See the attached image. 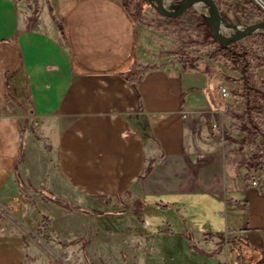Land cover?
I'll return each instance as SVG.
<instances>
[{
	"label": "crops",
	"instance_id": "1",
	"mask_svg": "<svg viewBox=\"0 0 264 264\" xmlns=\"http://www.w3.org/2000/svg\"><path fill=\"white\" fill-rule=\"evenodd\" d=\"M175 44L119 0H0V264H264L240 71Z\"/></svg>",
	"mask_w": 264,
	"mask_h": 264
},
{
	"label": "trees",
	"instance_id": "2",
	"mask_svg": "<svg viewBox=\"0 0 264 264\" xmlns=\"http://www.w3.org/2000/svg\"><path fill=\"white\" fill-rule=\"evenodd\" d=\"M119 1L129 13L136 15L143 25L162 28L167 35H175L182 47L196 44L207 49L204 53L207 58L234 64L240 71L238 78L240 87L233 91V96L243 100L244 142L250 147H255L249 152L247 166L262 167L264 164V55L257 52L254 47L264 50V34L249 35L245 38V43L240 41L220 43L213 38L204 16L198 14L193 6H189L177 16H164L155 9L148 18L142 14L144 6L149 4L148 0ZM214 1L220 9L223 0ZM241 4L243 21H252L261 16L262 8L254 0H241ZM227 7L233 8L230 5ZM189 31L194 32L193 38L187 35ZM250 37L252 40L249 39ZM171 53H175L182 62L192 59L198 63L202 58L189 57L180 49H175ZM258 69L261 71L257 72ZM259 137H262L260 142H258Z\"/></svg>",
	"mask_w": 264,
	"mask_h": 264
},
{
	"label": "rangeland",
	"instance_id": "3",
	"mask_svg": "<svg viewBox=\"0 0 264 264\" xmlns=\"http://www.w3.org/2000/svg\"><path fill=\"white\" fill-rule=\"evenodd\" d=\"M148 1H149V4L144 6V8L142 10V14L144 16L150 18L152 11L155 10V6H154L155 0H152V1L148 0ZM180 1L181 0H163V6L165 8H167V9L178 8V6L180 4ZM236 4L238 5V2ZM201 5L202 6H201L200 9L195 5L196 6L195 7L196 12L198 14L202 15V16L208 15L209 14V9H208L207 4L204 3V2H201ZM232 20H233L232 22H234L236 25L240 26L239 28H243L245 25H248V24H252V23H255V22L263 21L264 20V8H262L261 16L256 18V19H254V20H252V21H243V19H241V16H237V15H235ZM139 22H140V19H139ZM147 27H152L154 29H157L154 26H147ZM221 27H220V29H221ZM227 28H228V30L226 32H224V34H226V33L227 34H231L232 33V31H231L232 29L229 28V27H227ZM157 30H162L165 36H170L171 38H173L175 40V43H176L175 46L177 45L175 49L182 50L183 52L188 54L189 57H195L196 55H202L201 56L202 58H207L206 56H204V53L207 50L206 48L201 47V46L199 47L196 44L191 45V46L182 47L181 43L176 39L175 35H167L165 33L164 29H162V28H159ZM258 33H263L264 34V27L263 26L257 27V30L251 31L247 36H249L250 34L253 35V34H258ZM187 35L190 36V38H193L194 37V32L193 31H189L187 33ZM249 39H252V37H250ZM239 41L240 42H244V39H241ZM175 49H173V50H175ZM259 71H261V69L258 70L257 72H259ZM26 104L28 105V103H26ZM231 106H232V108H229V110L231 111L232 115L236 116V122L234 124L235 125H242L243 122L240 119V116H241L243 110H242L241 105L236 102L235 104H231ZM229 116H230V114H229ZM22 130L30 134V138L32 139L33 142L36 141L38 136H43L44 135L46 138H48L49 135H50V133L48 132V129H46V130L43 129V128L40 129L39 125H34V121L31 118H29V119L26 118L25 119L24 124L22 126Z\"/></svg>",
	"mask_w": 264,
	"mask_h": 264
},
{
	"label": "water",
	"instance_id": "4",
	"mask_svg": "<svg viewBox=\"0 0 264 264\" xmlns=\"http://www.w3.org/2000/svg\"><path fill=\"white\" fill-rule=\"evenodd\" d=\"M200 1L206 3L208 6L209 14L204 15V18L211 30L213 38L217 42L227 43L232 41H239L245 38L251 31L254 30L255 27H264V20L245 25L243 28H239L238 25L227 22L221 15L220 10L214 0H182L178 8H175L174 10L165 8L163 6V0H155L154 6L156 11L164 16H177L183 13L189 6H193L195 8V3ZM221 26L231 28L232 33H222L220 31Z\"/></svg>",
	"mask_w": 264,
	"mask_h": 264
},
{
	"label": "built area",
	"instance_id": "5",
	"mask_svg": "<svg viewBox=\"0 0 264 264\" xmlns=\"http://www.w3.org/2000/svg\"><path fill=\"white\" fill-rule=\"evenodd\" d=\"M152 1V0H151ZM182 1V0H181ZM180 1V2H181ZM261 8H264V5L262 3H264L263 0H254ZM175 8H173L172 10H174ZM251 35V34H250ZM247 37V36H246ZM245 37V38H246ZM245 38L244 39V42L245 43ZM252 40V39H251ZM254 49L259 52L260 54L264 55V50H261V49H258L256 47H254ZM219 93H220V96L222 99L226 100L228 97H230V93L228 91V89L224 86H221L219 88ZM183 116H186L185 114H183ZM250 184L251 185H257V178H253L251 179L250 181ZM4 264H14V263H4ZM17 264H24V263H17ZM56 264H69L64 258H61L59 260L56 261Z\"/></svg>",
	"mask_w": 264,
	"mask_h": 264
},
{
	"label": "bare ground",
	"instance_id": "6",
	"mask_svg": "<svg viewBox=\"0 0 264 264\" xmlns=\"http://www.w3.org/2000/svg\"><path fill=\"white\" fill-rule=\"evenodd\" d=\"M263 5H264V3H262ZM195 5L200 9L201 8V1L200 2H196L195 3ZM207 10V9H206ZM240 25V24H239ZM242 26V25H241ZM240 27V26H239ZM228 30V28L227 27H225V26H222L221 27V29H220V31L222 32V33H224V32H226ZM254 30H257V27H255L254 28ZM232 31V30H231ZM227 34V33H226Z\"/></svg>",
	"mask_w": 264,
	"mask_h": 264
}]
</instances>
